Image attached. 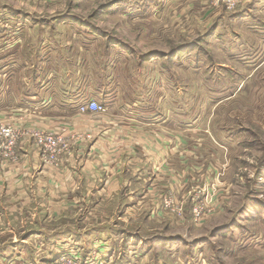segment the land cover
Instances as JSON below:
<instances>
[{
  "label": "rangeland",
  "instance_id": "374dc122",
  "mask_svg": "<svg viewBox=\"0 0 264 264\" xmlns=\"http://www.w3.org/2000/svg\"><path fill=\"white\" fill-rule=\"evenodd\" d=\"M229 1L159 0L163 3L160 10L156 0H59L53 4L47 0H0V7L6 5L4 9L32 13L52 25L75 22L96 34L91 36L100 46L97 55L94 52L87 63L82 58L77 67H88L93 87L103 85L102 78L113 72L108 77L116 76V84H106L119 90V96L112 90L111 98L105 99L101 90L106 86L95 97L88 96L94 90L92 84L84 87L82 103L95 98L109 108L108 115L95 119L86 136L97 142V154L117 148L103 147L100 142L107 118L113 127L123 126L142 135L141 129L152 123L165 130L174 129L176 132L161 134L168 140L162 146L167 156L176 155L173 161L179 160L178 156L184 161L170 165L174 170L184 169L185 174L174 175L180 180V186L176 183L178 191L175 186L171 192L166 189L171 193H167V199L176 197L164 206L166 213H158L155 206L146 204L130 215L118 213L112 206L119 200L114 196L100 201L102 206L107 205L101 211L80 212L83 203L79 195L69 198L74 207L64 209L78 215L67 217L69 211H65L64 216L50 218L49 211L39 212L42 229L52 232L83 231L88 227L80 221L83 215H87L86 220L106 219L120 227L121 218L135 236L129 250L112 240L114 231L111 237L91 241L69 232L52 257L44 247L39 246L43 249L39 251L36 244L28 243L33 259H37L35 264H49L48 260L72 247L81 261L88 259L96 264H264V0H238L233 6L228 5ZM132 4L138 12L130 14V9H122V5ZM99 49L106 50L103 57ZM114 59L121 60L120 66L111 70ZM79 76L87 81L82 72ZM144 76L149 77L148 82ZM129 77L136 78L130 83ZM130 84L137 85L139 93H131ZM145 85H152L148 103ZM136 100L145 104H135ZM74 101L79 100L58 105L56 116L63 121L61 128L66 134L56 133L63 134L68 146L72 141L67 130L73 125L70 115ZM111 134L114 138L119 135L114 131ZM157 136L159 140L154 142L159 148L163 140ZM117 155L115 151L112 158ZM42 164L47 166L43 160ZM76 166L80 169L74 170L80 174L82 164ZM65 176L68 174H60L55 180V189L65 186ZM98 182L94 181L93 186L98 187ZM157 183L155 180L154 185ZM79 184L82 191L87 186L86 181ZM47 192L44 199L36 198L34 202L42 205V210L52 202ZM147 198L152 200L151 196ZM86 201L89 207L94 199ZM195 206L204 209L198 218L194 216ZM34 214L38 213L30 211L27 216L31 219Z\"/></svg>",
  "mask_w": 264,
  "mask_h": 264
},
{
  "label": "crops",
  "instance_id": "0c3cea01",
  "mask_svg": "<svg viewBox=\"0 0 264 264\" xmlns=\"http://www.w3.org/2000/svg\"><path fill=\"white\" fill-rule=\"evenodd\" d=\"M47 1L53 4L59 0ZM156 1L161 5L159 7L161 10L163 3L159 0ZM4 7L6 5L0 7V119L24 126L27 130L34 127L52 132H64L65 135L64 127L61 128L64 126L63 121L56 117L58 105L64 106L67 100L78 99L79 101L72 103L75 106L73 114L70 115L73 125L67 126L69 127L67 133L70 131L72 136L69 150L60 155L57 166L43 165L36 146L30 139H25L20 142L21 156L18 153L19 157L16 161L0 168V264H35L37 259H33V249L32 246L27 245L28 243L41 242L45 252H49L52 257L57 252L55 248L64 243L65 236L69 232L78 233L79 239L85 237L86 240L91 241L102 240L106 236L111 237L114 231L116 233L111 237L112 240L122 243L129 250V244L135 240V236L130 233V230H127V222L121 218L118 219L121 221L120 227L108 223L106 219L104 221H97L94 218L86 220L87 215H83L80 221L85 227L88 225L83 231L81 229L75 231L61 229L52 232L42 229L39 212L49 211L47 216L50 218L51 216H64L63 212L69 211L64 209L75 206L70 203L69 198L79 195L78 197L83 203L82 208H78L82 209L80 212L83 209L101 211V207L107 205L103 203L102 206L100 201L114 196L119 200L117 203L115 201L112 206L118 213L125 211L128 215L141 204L155 206L158 213H166L163 208V200L167 198L168 190L171 192L174 186L177 188L176 183L180 186V180H176L174 175L181 177L180 174L183 176L185 171L183 169L181 172V169L174 170L170 167L172 163L180 164L184 161L180 160V156H178L179 160L173 161L176 155L167 156L165 154L162 145L168 140L161 134L176 131L169 128L165 130L164 127H160L161 125L152 123V126H147V124L146 128L141 129L143 135L138 131L131 133L124 130L123 126L113 127L105 118L106 123L102 124L105 127L103 129L105 135L100 139V142L103 147L117 148L97 154V142L88 140L86 135L92 131L91 126L95 125L97 117H105L109 114V108L106 107L104 111L98 112H78V106L82 104L83 98L81 97L85 94L84 87L91 86L92 82L88 79V75H90L88 67H77L82 58L83 63H87L86 60L90 61L94 52L97 55L96 49L100 46L96 44L95 40L97 39L91 36V34L95 36L96 34L89 30V27L75 24V22L69 21V24L60 22V25L58 21L52 25L43 18L33 17L32 13L4 9ZM122 9H130V14L138 12L137 6L133 4L128 7L122 5ZM105 47L107 48L106 44ZM98 51H100V57H103L106 52V50L100 49ZM119 61L121 60H113L111 70L120 66ZM101 66L105 65L102 63ZM107 67L110 68V65H106V69ZM80 72L87 77V81L85 78H80ZM112 73L110 72L102 78L103 85L93 87L92 84L94 90L89 91L88 96L95 97L100 93L99 90L102 86L107 87L101 90L105 99L111 98L109 96H111L112 90L119 96L118 89L107 86L110 82L112 84L117 82L116 76L108 77L110 74L113 76ZM148 76L143 77L146 82L149 80ZM129 78L131 83V79L136 77ZM129 86L131 93H139L137 85L130 84ZM145 87H147L145 103H148L151 98L152 85L150 87L145 85ZM130 95L133 97L132 94ZM136 98H138L137 95ZM89 100H95V98H88ZM138 101L136 100L135 104H145ZM120 111L123 112L122 109ZM9 115L11 116L5 117ZM139 126L143 125L139 124ZM137 129L139 130V127ZM113 131L119 133L116 138L111 134ZM149 133H152L153 136ZM157 135L163 140L159 148L154 142L159 140ZM145 136L146 138H144ZM115 151L118 158H112ZM125 153L128 154L125 155ZM79 157L81 158L78 160ZM76 163L82 164L80 174H78V170H74L76 167L80 169ZM60 174H68L63 177V179L66 178L65 186L55 189V180L60 179ZM123 174H127V176L124 177ZM166 176H169L171 183L169 179L165 178ZM78 180L86 181L87 186L83 191L78 187L80 185ZM155 180L158 182L157 186L154 185ZM94 181H99L98 187L93 186ZM31 184L36 187H30ZM154 189L157 193H153ZM47 190L52 202L48 203L49 207L45 206L46 208L42 210V205H34V202H36V198L44 199ZM148 196H151L152 200H149ZM172 197L175 200L176 197ZM90 198H93L94 201L91 206L86 207L90 203L86 200ZM67 202L70 204L63 205ZM30 211H35L38 214H34L30 219L31 215L27 216ZM51 212L53 214H50ZM105 213L108 212H102V214ZM75 214L77 212L69 211L65 216L71 217ZM66 251L68 250L63 252Z\"/></svg>",
  "mask_w": 264,
  "mask_h": 264
},
{
  "label": "built area",
  "instance_id": "2783aa9c",
  "mask_svg": "<svg viewBox=\"0 0 264 264\" xmlns=\"http://www.w3.org/2000/svg\"><path fill=\"white\" fill-rule=\"evenodd\" d=\"M238 0L229 1V6H233ZM105 107L99 104L96 100H89L78 106V112H98L104 111ZM58 133L49 130H42L39 128L26 129L24 126L15 125L8 121L0 119V168L5 166L8 160L16 161L18 158V147L17 145L25 140L30 139L31 142L38 149L43 162L50 166H57L60 160V155L68 150V143L63 140V134L57 135ZM87 134L86 136H89ZM164 198L163 207L169 206L173 201L171 199ZM164 207V208H165ZM194 216L198 218L200 212H204L199 206L194 207ZM43 247L42 243H37L36 248L40 250ZM64 253H60L53 260H48L49 264H96L90 262L88 259L81 261V256L78 252L74 251V247L70 248Z\"/></svg>",
  "mask_w": 264,
  "mask_h": 264
},
{
  "label": "trees",
  "instance_id": "16d2710c",
  "mask_svg": "<svg viewBox=\"0 0 264 264\" xmlns=\"http://www.w3.org/2000/svg\"><path fill=\"white\" fill-rule=\"evenodd\" d=\"M46 241V240H45Z\"/></svg>",
  "mask_w": 264,
  "mask_h": 264
}]
</instances>
